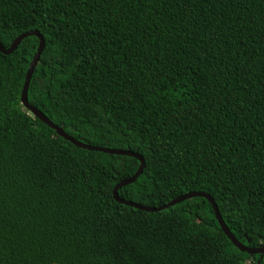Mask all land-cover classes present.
Masks as SVG:
<instances>
[{
  "label": "trees",
  "instance_id": "trees-1",
  "mask_svg": "<svg viewBox=\"0 0 264 264\" xmlns=\"http://www.w3.org/2000/svg\"><path fill=\"white\" fill-rule=\"evenodd\" d=\"M29 30V103L143 156L120 197L206 192L264 246V0H0L1 44ZM38 46L0 51V264H264L206 197L116 201L140 161L22 104Z\"/></svg>",
  "mask_w": 264,
  "mask_h": 264
},
{
  "label": "water",
  "instance_id": "water-1",
  "mask_svg": "<svg viewBox=\"0 0 264 264\" xmlns=\"http://www.w3.org/2000/svg\"><path fill=\"white\" fill-rule=\"evenodd\" d=\"M29 35H36L39 38V46H38L37 52L35 53L30 65H29V68H28V71L26 74V78H25L24 85L22 88V93H21L22 104L25 105L26 108L29 109L33 113L34 116L41 119L49 127L54 129L61 137L70 141L71 143L77 145L78 147H82V148H86V149H90V150L104 151V152L112 153V154L129 155V156L136 157L140 161V166H139L138 170L132 176L121 180L120 182H118L115 185V187L113 189V197L116 201H118L122 204H126L129 206L138 208V209L146 210V211H158V210L167 208L169 206H172L176 203H179L185 199L194 197V196L206 197L213 206L216 218L220 224L221 229L224 231V233L227 235V237L232 241V243L238 249H240L241 251L247 252L251 255L264 254V246L249 247V246L243 244L240 240H238L233 235V233L228 229L227 225L225 224V222L221 216V213L218 209V206L215 203L214 199L211 197V195H209L206 192L189 191V192L183 193V194L173 198L169 202H167L161 206H157V207L156 206L142 205V204H139L137 202L127 200V199L120 197L117 193L118 189L121 188L122 186L126 185V184H129V183L136 181V179L139 177V175H141V173L143 172V169L145 167V162H144L143 156L137 152H134V151H131L128 149L126 150V149H117V148H105V147H101V146L89 145V144H86L82 141H79L76 138H74L73 136H71L70 134H68L62 127H60V126L56 125L54 122H52L41 110H39L37 107H35L29 103V101H28V89H29L30 79H31L32 73L34 71V68L38 62V59L40 57V54L42 53V50L44 48L45 40L38 30H29V31H26V32L18 35L15 38V40L10 44V46L8 48H5L0 42V51L5 53V54H9L14 49H16L17 45L20 43L22 38L29 36Z\"/></svg>",
  "mask_w": 264,
  "mask_h": 264
}]
</instances>
